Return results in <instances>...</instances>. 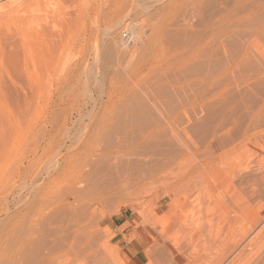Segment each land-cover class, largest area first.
Listing matches in <instances>:
<instances>
[{
	"label": "bare ground",
	"instance_id": "bare-ground-1",
	"mask_svg": "<svg viewBox=\"0 0 264 264\" xmlns=\"http://www.w3.org/2000/svg\"><path fill=\"white\" fill-rule=\"evenodd\" d=\"M97 1L95 0L94 2L93 0L92 2L96 3L95 5H99L100 3ZM99 1L102 3L101 6L99 5L101 8L95 6L96 9L99 7L100 11H96L94 16L98 15L101 19L105 18V21H108V23L105 22L106 26L104 31L107 32L105 34L109 35L108 33L114 29L115 20L117 18L116 14L122 11L123 8L128 7L130 2L134 0ZM140 1L142 2L143 0ZM140 1L137 2V4L143 5L144 2L141 3ZM165 1L159 8L154 9L155 11L152 10L153 13L150 12L151 16L156 15L157 17V15H159L157 21L155 22L154 20L155 24L150 30V35L145 41L138 39L136 42V39L134 40L138 47H136L137 49L134 48L139 51L138 55L135 53L137 57L134 55V57H136L135 61L137 60L135 62L137 66H132L134 63L133 61L132 67H129L130 69L128 70L125 69L127 72V75L126 72H124L126 77L120 79L122 80V84L120 85H123L120 90L128 93L127 95L129 97L127 96V98L130 103H127L129 102L128 100L127 102L125 101L126 107L122 106L123 108L120 107L122 108L121 110L119 108V111L113 110V112H105L104 110L97 112L98 110H94L96 105H94V107L89 105L84 109L81 107V110L79 109L76 111L75 115L61 109H57L56 111H54V109L52 111L54 114L47 117L44 122L41 131L42 136L40 135L39 139L31 144L26 165L24 166L23 163H19L16 166V175L18 179L20 178V180H23V186H19V183H21L20 181L18 183V189L15 188L17 191L15 193L12 192L14 194L10 193L12 194L11 203L15 207V210H13L14 213L10 216L12 219L13 231L11 234L12 236L9 235L12 237L9 243L6 239H3L4 242L0 241L7 246L4 248L6 255L3 253L4 255L2 254L0 256V264H78V261L73 263V261L70 262L69 259L68 261L66 260L68 263L65 261L62 262L61 256L69 254L77 256L82 251L83 254L85 253L84 251H86V253L89 252L88 256L90 255V257L95 253V257L99 254L98 256L103 258L104 256L102 255L104 254L101 255L100 252L97 254L99 248L95 250L97 248L94 247L96 244L93 243L94 239L91 238V234L94 232L93 225L95 221H97L99 212L106 204L109 205L112 201H122L129 206H135L137 209L141 207L145 208L144 217L142 219L143 224L140 225L141 228L143 226V234L140 232L142 236H140V243L145 245L144 248L146 250L143 248L144 251H147L149 255L152 253L154 256L153 260L152 255L149 257H151L153 262L154 259L157 260V264H224L230 257L228 264H264V225L256 230L258 225L261 224V220H263L262 217L258 215L256 219L254 215L250 223L246 224L244 221L245 224L238 223L239 233H237L238 231L236 230L238 227L235 226L237 222L233 223V225L235 224L233 230L237 231H234V233L239 236H233L234 233L232 231L233 234L230 236H232L231 239H233V241L230 239L231 241L229 242L231 243L228 246L223 242L226 241L223 239L226 238V235L224 236L225 233H221L223 240L221 239L222 242L219 240L220 243L217 244V247H221L222 249H219L224 251L226 250L224 245H227V251L225 253L221 250V252H215L216 250H212L213 248H211L213 246L216 248L215 243H213V245H209L210 247L208 248L211 249L210 252L214 251L215 254L214 257H212L211 254L213 252H211L210 256L211 259H213L209 260V250L208 254L205 253L203 255L201 253L204 249L199 246L202 244L201 237L205 235L207 230H218V228H215L218 223H214L212 226L214 221L212 222L211 220L213 219L210 218L211 216L209 217L207 215L208 213L211 214L208 211L210 209V203L209 206L207 205L208 203L205 205V209L209 207L207 208L208 210L206 209L208 211V213H206L207 216L204 213V217H206L208 221L210 220V226L208 227L204 224L206 220L203 219L204 222H202L199 217L195 218L188 212V207L192 203L194 204V200H199V194L206 188L205 185L207 184L208 187V185L212 186L213 183H215V173L218 175L221 165L224 166L223 159L226 158L225 156L228 154L230 155L234 150L255 140L261 133H264V121L261 122V117L259 116V111H262L261 109L264 108V61H262L264 58L261 60V58L264 57V43H262L263 45L261 44L262 38L264 37V19L262 20L257 14L264 8V0H219L220 2L216 0L214 1L217 2L216 4L213 2L214 5L212 6H215L213 9L216 11L212 20L210 19L209 21L207 19V26L205 27L206 30L207 28L209 29V31L207 30L208 32L206 31L207 35H205V31L203 34V31L198 28L203 34L200 38V33L196 32L197 35L199 34V40H202L201 44L203 45V49L201 53H199L203 56L204 60V72L203 70L202 73L197 71L196 73H199V75L195 73V76L198 75L196 78L198 79L197 88H194L195 85L193 86L191 84V80L193 79H191L190 76L189 78L191 80H189V83L188 80H186L188 78H185L183 82L180 80L181 83L180 81L178 82L177 79L179 78L178 76L185 74L179 73V71L177 72V70L180 69L177 68L176 70V64L181 61H184L185 64V62L191 58H189L191 54L188 55L186 53L187 46H190V44L188 45L189 38H191V36L189 37L186 33L188 29L186 28L188 17L186 16V20L184 19L186 23L183 21L184 25L182 26V20H179V22L181 21L180 25L178 24V20H175V24H173L174 22L171 21V19L177 17L180 7L178 8L176 0H168L166 3ZM40 2L41 0H0V69L7 68L5 64L6 61L10 59V61L13 60L11 61L13 63L12 66H14L15 61L24 65L20 67L23 66L25 73L23 76L27 77L26 79L29 78L28 80L32 78L38 79L41 76H45L47 79L50 78L49 80H51V78L54 80L57 79L58 81L73 78L76 74L80 73L81 68H83V71L85 69L84 67H86V63L84 62L89 52L92 50V44H94V29L88 28L85 23L84 15H81V17L75 15V18L73 15L71 18L68 17L69 20L65 18L66 21L64 23L62 22L63 28L61 27L63 31L61 33V30H59L61 35L58 33L60 37H62L60 38L61 41L63 40L61 46L64 50H53L55 51L53 52L49 49V51H52L49 53L51 54L50 56L53 57L54 61L55 59H60L63 55H66L64 54L65 50L74 47L81 41V38L85 42L87 48L89 47V51H85L86 54L80 53L78 56H73L71 54L73 57H71V61H69L70 64L68 63L69 66L61 67L60 65V67L57 68L53 66V70L51 68L52 71L47 67L49 66L48 62L45 63L47 66L44 65L43 61L46 58L42 56L41 58L43 59L41 60L40 58L39 61V58H37L39 62H34V66L38 64V66L42 67V65H44V70H42L44 72L41 73L42 71H36L37 69L40 70V67H36V70H30L29 67H31V64L28 60L31 59L32 55V38L27 35V31L31 28V24H33L31 20L34 17L30 19L29 15L33 11L28 13L27 10L29 8L32 10V8H34L33 6ZM87 2L90 8L93 3H91L90 0ZM131 5L132 3L130 6ZM141 5L140 9L144 8L145 5L143 7ZM159 5L160 4L156 5L154 8ZM206 5L209 7L208 4ZM206 5L203 4L202 6ZM134 8L136 7L134 6ZM149 8L153 9V7ZM25 11L29 14L28 16L24 14L26 13ZM142 11L143 9H141V12ZM208 11L211 12L210 10ZM191 16H193V14ZM156 17L153 16L155 19ZM78 18L82 21L80 23L78 22L81 25L77 27L78 23L76 21ZM87 19L86 16V21L89 20ZM176 23L178 26L172 29L173 26L177 25ZM150 24L152 23L150 22ZM10 26H12L14 30L9 33L8 29ZM6 30H8L7 33ZM11 30L12 29H10V31ZM45 30H47V28ZM173 30H176V32H173ZM83 31L85 33L81 35ZM51 32L49 30V33ZM111 33L113 34V32ZM36 35H38V33ZM51 35L53 36V34ZM53 37L55 38V36ZM138 37L141 38L140 35ZM176 42L182 44H177ZM125 44L127 45L126 40L121 46L118 44V47L123 48L126 46ZM59 45L58 43L56 47ZM175 45H178L177 48L182 47V51L179 49V52H181V54L183 53L182 55H177L176 50L178 51V49H175ZM107 46L109 51V54L108 51L106 52L108 55L107 57H110L113 50L110 52L109 49L112 48V45L110 44V48L109 45ZM50 47L52 48L53 46ZM94 47L95 46H93V48ZM122 48L121 50L119 49L121 52L123 51ZM46 50L47 49H45V51ZM114 50L116 51L118 49ZM34 57L36 58L37 56ZM38 57H40V55ZM47 59L49 60L50 57ZM123 59L126 60V58ZM51 60L52 58L49 61L51 62ZM27 61L30 66L27 64ZM54 61L52 60L51 65H54L52 64ZM31 63L33 64V61ZM181 64L183 65L182 62ZM27 65L29 66L28 68ZM14 67L17 68L16 64ZM23 69L21 70L19 68V73L20 70L23 71ZM191 70L193 69L191 68ZM13 71L15 72L17 69L14 68ZM100 71H98L97 74ZM187 71L183 70L182 72L187 73ZM5 72L8 74L7 69ZM14 72H12V74ZM143 72L144 74L141 75ZM16 73L14 74L17 75L18 73ZM104 73L103 75L106 74ZM1 75L2 71H0V76ZM42 77L41 80H43ZM162 78L172 82L169 87L176 97V104H172L174 102L172 101L170 103L171 105L165 104L159 106L157 105L159 100L157 102L155 99L157 103L154 104V100L150 98V96L156 98V94L160 91L162 94L165 92L163 96L166 95V90H163L166 85H163V87L160 86ZM109 80V90L105 92L108 99L113 89H116L115 85H113L115 81H112L115 80V78ZM188 84L193 86L195 90H193L191 86V89H189ZM221 84L226 91L225 89L221 90ZM160 87L162 88L160 89ZM160 95L159 93L158 96ZM249 96L250 98L251 96L253 98L258 96L256 104H254L255 102L253 103V99L252 102L250 101L251 99ZM150 99L151 102L153 100V105ZM148 102L153 108H151ZM146 103H148V105ZM145 104L147 107L144 106ZM231 104H237L236 108L239 109L240 107L241 110L243 109L242 111H245L244 115H246V117L243 122L240 121L241 124L236 122L234 116L236 115L237 117V115H239L238 119H240L242 114L239 112L237 114L238 110H236V108L234 109L233 105L231 106L233 109H230L228 112L225 111ZM255 105L258 107V111L255 109ZM148 106H150L149 108L151 109H148ZM189 108H191L190 111H192V115L194 113L192 109L195 108V110L198 109L205 113V115L210 114L209 117L216 115L215 117L219 119L217 123L215 122L214 127L211 128L207 137L203 140L201 139V141H203L201 147L198 145L195 146L194 144L195 148H199L200 153L195 152L198 154H193V161H190L188 158V152L191 146L185 145V141L182 143L178 137L179 135H176L179 130L178 128V130H176V126L179 127L183 125V128L191 127L193 117ZM214 119L212 121H214ZM105 127H107V129H105ZM183 155L185 163L183 162L184 166H180L177 157ZM186 155L189 162L185 160ZM180 158L179 160L182 162L183 160ZM257 161L258 160L251 164L254 165L256 163L254 169L251 165V168L247 166L245 169L244 167L239 169L241 170L238 172L240 174L232 177V180L230 179L226 191L220 186L218 187V182H216L220 193H222L225 198H228V204H232V206H230L234 209L236 208V212H234L235 214L238 213L239 217L237 218H241V223L243 215L250 213L254 205L257 206V204H260V199L264 196V160L261 161L260 159L258 162ZM242 170L244 173H241L243 172ZM233 173L235 174V172ZM215 180L217 181L216 178ZM149 185L151 187H148ZM206 190H204L205 194L207 193ZM24 191L26 193H24ZM207 200H209V198H207ZM215 203L216 202L212 203V205H215ZM218 204L220 205L217 201V207L219 208ZM203 207L201 206V209L205 210ZM4 208H6V206ZM199 208L200 207L196 209ZM213 208H211V210L217 213L218 211H214L216 207ZM256 209L255 211L258 212V209ZM202 212L203 211H201L200 214ZM198 213L199 211L197 214ZM260 213L263 212L260 211ZM200 214L199 216L202 218V214ZM232 214L234 213L231 212L230 215ZM101 215L102 213L100 216ZM219 217L223 218V215ZM217 218L218 217H216V219ZM224 219L227 218L224 217ZM223 221L221 220L222 225L219 226V229L224 226ZM235 221L236 220L233 222ZM218 222L220 223V221ZM226 224H228L227 220ZM227 229L228 228L225 229V232ZM212 230H209L210 233L213 232ZM220 231L222 232V230H218V233H220ZM215 232L211 233L212 236L210 234L211 237L208 235H206V237H209V239L212 238ZM230 236L228 234V237ZM241 239H248V242L240 249H237L241 243ZM228 240L229 238L226 243H228ZM210 242L211 239L208 244ZM202 246L204 247V245ZM198 248L203 249H199L202 250L201 253ZM219 249L217 248V250ZM107 253L108 252L105 253V256ZM216 253L218 254L217 256ZM85 255L82 256L84 258L81 257V260H84L79 261L80 264L81 262H85V258H87ZM102 258L101 260L99 257L96 259H99L102 264L110 263L107 261V258ZM92 259L96 260L95 258ZM222 259H224V262L221 263ZM88 260L90 262L93 261H91V259ZM96 261L95 263L98 262ZM155 263L156 261L154 264Z\"/></svg>",
	"mask_w": 264,
	"mask_h": 264
},
{
	"label": "rangeland",
	"instance_id": "rangeland-1",
	"mask_svg": "<svg viewBox=\"0 0 264 264\" xmlns=\"http://www.w3.org/2000/svg\"><path fill=\"white\" fill-rule=\"evenodd\" d=\"M75 1H77V2H75ZM87 1H89V0H66V1L65 0H55V1L54 0H41L40 3H38L35 6H33L34 8H32V10H31V8H29L27 10L28 13L30 11L31 12L33 11L32 13H30V15L27 14L26 11H25L26 13H24V14H27V16L29 15L30 19H32L34 17L31 20V23H33V24H31V28H29L28 31H27V35L30 36V38H32L31 45L33 46V47L31 46V51H32V55L33 56L31 55V59L28 60V61L30 62L31 67L33 66L34 68L32 67V69H31V67H29L30 64H29L28 61H27L28 62L27 64L29 66L27 65V68L29 67L30 70H33V69L36 70L38 67H40V70L37 69L36 71L44 70V65L47 62L49 63L48 64L49 66H47V64L45 66L49 67L50 70H51V68L53 66H55V68L60 67V65H61V67L69 66L68 63H69V61H71V57H73L75 55L78 56V54H80V53H85L86 54V52L89 51V49H88L89 47L87 48L85 42L81 38V41H79L78 44H76L74 47H71V49L65 50L64 54H66V55H63V57H61L60 59H55V61H54L53 57L50 56L51 54H49L53 50L58 51V50H62L63 49L62 46H61V43L63 42V40L61 41V39H60V38H62V37H60V35H61L62 31H63L62 22L64 23L66 21V19L69 20L68 17L71 18L73 15H74V18H75V15L76 16L78 15L80 17H81V15H84L86 25L88 26V28H91L92 30L94 29L93 31L95 32V34H94L95 36H94V40H93L94 44H92V46H91L92 50H91V52H89L88 57H86V61L84 62V63H86V65H85L86 67L83 66L85 69L82 71L83 68H81L80 73L75 75L77 78L74 76L73 78H70V79L59 80L58 81L57 79L54 80L53 78H51V80H49L50 78L47 79L45 76L44 77L41 76L43 80H41V77L38 78V79L35 78L36 80L33 79V78L32 79L30 78L31 80H28L29 78L26 79L27 77L23 76L25 74L24 73V69H23L24 65L22 63H20V62L17 63L15 61L14 63L17 66V68H16V67H14L15 64H14V66H12L13 63L11 61H13V60L10 61V59L6 61L5 65H6L7 68H2V70L0 69V71H2V75H1L2 77L0 76V241H2V242H4V240L6 239L7 242L9 243L10 240H11L10 238H12L11 234H12V231H13L12 230L13 229V224H12V219H11L10 216H11L12 213H14L13 210H15L14 205H12V203H11L12 194H14L17 191L19 186H23V184H22L23 180L22 179L20 180V178L18 179V176L16 175V166L19 163H23L24 166L26 165V163H27L26 160L29 157V153H30V151H29L30 150V146H31L32 143H34L36 140L39 139L40 135L42 136V132H41L42 131V127H43L44 122L47 119V117H49L52 114H54V113H52V111L54 109H55L54 111H56L57 109H59V110L61 109V110L65 111V112H67V113L71 112V113H73V115H75L76 111H78L79 109L81 110V107H82V109H84V108H86L89 105L90 106L92 105L93 107H94V105H96L94 107V110H98L97 112H100V111H103V110L105 112H111V111L113 112V110L114 111H119L120 107H122V106L126 107L127 105H125V104H126V102L128 100V98H127V96H128L127 94L128 93L127 92H122L120 90V88H122V86H123V85H120V84H122L121 83L122 80H120V79H124L126 77L125 73H124V72H126L125 69L128 70L132 66H134V67L137 66V63L135 64V62L137 61V60L135 61V58L137 57L136 54L138 55L139 51L136 50L138 47L136 45L137 43L135 44V41L137 42L138 39H141V40L145 41V39L150 35V33H151L150 30L152 29L153 25L155 24V22L157 21V18L159 16V15H157V17H156V15L152 14L154 17H156V19L153 18V16H151V13H153L152 10L155 11L154 9H157L161 5H163L165 0H153V1H151V0L144 1L143 0L142 2L140 0H138V1L134 0L133 2H130V4L132 3L131 6L129 4L128 7L123 8L125 10L122 9V11H120V12H118L116 14L117 15L116 17L118 18V16H119V18L118 19L116 18V20H115L116 23H115L114 29L111 31V32H113V34L109 31L110 32V33H108L109 35L105 34L107 32L104 31V28L106 26V23H108V21H105V18L101 19V17L98 16V15L94 16V14H96V11H100L99 9L101 8L100 6H101L102 3L99 0L98 1L96 0L98 3H100L99 4L100 6H99L98 4L95 5L96 4V3H94L95 0H94V2H92L93 0H90L91 3H93V4H91L93 9L91 8V6H90L91 9H90L89 5L87 4L88 3ZM139 1L141 3L144 2L145 4L144 3H143V5L137 4V2H139ZM167 1L168 0H166L165 3ZM176 1H177L178 8L180 7L179 8L180 10H178L179 13H178L177 17L176 18L174 17L175 19L172 18L171 21H173L174 22L173 24H175V20H178V24L180 25L181 21L179 22V20H182V23H181V26H182V25H184V23H183L184 19L186 20V18L188 17V21L189 22L188 21H187V23H186V21H184V22L186 23V28H188L186 30V33L188 34L189 37L191 36V38H189L191 40V41L189 40V42H191V43L188 42V45L190 44L191 47L187 46V50H186V53L188 55L191 54L189 56V58L190 57L191 58L189 60H187V62H185V64H184V61H181L183 63V65L181 64V62L176 64V70H177V68L180 69V70H177V72L179 71V73H184L185 74V75L182 74V76L181 75L178 76L179 78H177V79H178V82L180 80H182V82H183L185 80V78H188V79H186V80H188V83H189V80L193 79V80H191L192 83L191 82L190 83L193 86L195 85L194 88H197L198 87V85H197L198 84V81H197L198 79H196V78L198 77L199 73H202V70L204 72V64H203L204 60H203V56L200 54L201 50L203 49V45L201 44L202 40L200 41L199 39L204 34V31L206 33L205 35H207V32L209 31V29L207 28V30H208L207 31L205 29V27L207 26V22H208L207 19L210 21V19L212 20V17H214V13H215L216 10L213 9L215 6L213 7L212 5H214L213 2L216 1V0H209L210 2L206 1V0H176ZM217 1H219V0H217ZM150 2H151V4H150ZM155 3H156V5H158V4H160V5L157 6L156 8H154L156 6ZM202 3L205 4V5L206 4L209 5L210 3H212V4H210L209 7H208L207 5L206 6H202L203 5ZM214 3L216 4L217 2H214ZM57 4H58V6H57ZM86 5H88V6L85 7ZM140 5L142 7L145 5L144 8H141V9H143L142 12H141V9H140ZM146 5H147V7H146ZM95 6H99L100 8L98 7L96 9ZM134 6L136 8H134ZM210 6H212V7H210ZM149 7H153V9L149 8ZM216 7H218V6H216ZM184 8H186V9H184ZM85 9H86V11H85ZM183 9H184V11H183ZM208 10H210L211 12H209ZM44 11L47 13V15H46V13ZM148 13L150 14V16H149ZM91 14H92V16H91ZM179 14H181V15H179ZM190 14L191 15L193 14V16H191ZM257 14L263 20L264 19L263 18L264 17V8L261 9L259 11V13H257ZM184 15H185V18H184ZM86 16L89 19V20L87 19L88 21H86ZM39 17H41V18H39ZM58 17H59V19H58ZM199 17H201V18H199ZM39 19L40 20L43 19V20L40 21ZM90 20H93V21H90ZM154 20H155V22H154ZM57 21H59V22H57ZM81 21L78 18L76 22L80 23ZM76 22H75V24H76ZM92 22L93 23L95 22V23L93 24ZM150 22L152 24H150ZM261 22H263V21H261ZM79 23L77 24V27H78V25H81ZM178 24L173 26L172 29H174V27L178 26ZM56 25H58V26H56ZM11 27L12 26L9 27V29H8L9 31L6 30V33H7V31L9 33L13 32L14 28L13 27L11 28ZM45 27L47 28V30H45L46 29ZM201 27H202V29H201ZM198 28L203 31V32L201 31L203 34L198 30ZM10 29H12V30L10 31ZM49 30H50V32L51 31L52 32L49 33ZM59 30H61V33H60ZM46 31H48V32H46ZM174 31L176 32V30H173V32ZM187 31H189V32H187ZM196 32L200 33V35L198 34L200 36V38L196 34ZM37 33H38V35H40V34L41 35L38 36V35H36ZM58 33H60V35ZM83 33H85V32L83 31L81 35H83ZM51 34H53V36H55V38ZM178 34L180 35L179 32H178ZM181 34H182V32H181ZM79 35H80V33H79ZM139 35L141 36V38L138 37ZM36 37H38V38H36ZM120 37H122L123 39H125L127 41V45L125 44L127 47L126 46L123 47V48L122 47H118V44H119V46H121L123 43H125V40H123ZM38 39H41V40H38ZM58 40H60V41H58ZM181 40H182V38H181ZM181 40H179V41H181ZM263 40H264V37L262 38V41ZM49 41H50V43L53 42V41L54 42L51 43V45H50ZM110 41H112V42H110ZM179 41H177V42H179ZM259 41H261V40H259ZM262 41H261V44L264 43V41L263 42ZM58 43L60 45L58 47H56L58 45ZM113 43H115V44H113ZM47 44L49 45V47H48ZM110 44L112 45V48L109 49V50H110V52L112 50L114 52L112 51L111 54H110V57H107L108 56L107 53H106L108 51V49H107L108 46L107 45H109V48H110ZM177 44H182V43H177ZM50 46H53V47L51 48ZM93 46H95V47L93 48ZM177 46L175 47V49L177 48ZM179 46H181V45H179ZM134 47L135 48L137 47V48L135 49ZM44 48L47 49V50L45 51ZM121 48L123 49L122 52L120 51ZM124 48H127V49H124ZM132 48H133V50H132ZM181 48L182 47H178L177 48L178 49V51L176 50L177 55H182L183 54V53L181 54V52H179V49H180V51H182ZM49 49H51L52 51L51 50L49 51ZM78 49H79V51H78ZM114 49H118V50L120 49V50L119 51L118 50L115 51ZM263 49H264V45H263ZM33 50L36 51V52H34ZM44 51L47 52V53H45ZM195 51H197V52H195ZM53 52H55V51H53ZM188 52H190V53H188ZM53 54H52V56H53ZM108 54H109V51H108ZM39 55H40V57H38ZM134 55L136 57H134ZM34 56H37V57L35 58ZM42 56L46 58L44 60L45 62L43 61V63H44V65H42L43 69H42L41 66H38V64H37V66H34V64L37 63L36 61H38V60L40 61V58ZM49 57H50V59L52 58V60L54 61L52 63L54 65H51L52 60L50 62L49 61L50 59L49 60L47 59ZM113 57L116 58V59H114ZM37 58H39V59L37 60ZM123 58H126V60L123 59ZM127 58L128 59L130 58L129 61H128ZM263 58L264 57H262L261 60ZM42 59L43 58H41V60ZM32 61H33V64L31 63ZM58 61H59V63H58ZM60 61H61V63H60ZM133 61H134V63H133ZM262 61H264V59ZM124 62H126V63H124ZM132 63H133V65H132ZM39 64H42V63H39ZM5 65H4V67H5ZM21 65H23V66L20 67ZM18 67L21 70L23 69V71L20 70V73H19V68ZM188 67H190V68H188ZM14 68L17 69V71L14 72L13 71ZM53 68H52V70H53ZM181 68L182 69L184 68L183 70H186V71L189 70V71H187V73L186 72H182L183 70ZM191 68L193 70H191ZM6 69L8 71V74L5 72ZM100 69H101V71H100ZM98 71H100V72L97 74ZM197 71L199 73H196ZM12 72H14V73L17 72L18 73V74L16 73L17 75H15L13 73L16 77L12 74ZM43 72L44 71H42L41 73H43ZM103 73L105 75H103ZM195 73L198 74V75L195 76ZM142 74H144V72L141 73V75ZM77 75H79V76H77ZM126 75H127V72H126ZM11 76H12V78H11ZM183 76H185V77H183ZM189 76H190L191 79L189 78ZM111 77H114L115 80H112L114 78H111ZM109 79H111L112 81H115V83H113V85H115V88L116 89L118 88V89L117 90L113 89L112 94H111L110 98L108 99V97H107L105 92L107 90H109V84H110V82H109L110 80ZM117 79L120 80V81H118ZM116 81H117V83H116ZM193 81H194V84H193ZM195 81H197V82H195ZM180 83H181V81H180ZM171 84H172L171 81H166L165 79L162 78V82L160 83V86L163 87V85L164 86L166 85L167 87H169V86H171ZM224 84H226V83H224ZM196 85H197V87H196ZM190 86L191 85L188 84V88L189 89H191V88L193 89V86H191V88H190ZM162 87H160V89ZM167 87L165 89L163 88V90H166V95L163 96V94L165 92L162 91V92H164L162 94L161 91H160V92H158V94L159 93L161 94L160 96H158V94H156L157 95L156 98H153V97L150 96V98L154 100V102L152 100V102L154 104H156L158 102V100H159V102L157 103V105H159V106L165 105V104L171 105L170 103L172 101H174L172 104H176V101H175L176 97L173 94V91L171 90L170 87L169 88H167ZM220 88H221V90L225 89V88L223 89V85L222 84H221ZM32 90H34V91H32ZM193 90H195V89H193ZM225 91H226V89H225ZM44 92H46V93H44ZM102 93H103V95H102ZM124 94H126V95H124ZM99 97H101V98H99ZM249 98H250V96H249ZM254 98H256V99H254ZM254 98L251 96V98H250L251 100L250 101L252 102L254 100L253 103L255 102L254 104H256L258 96L254 97ZM93 99L94 100L97 99V100L94 101ZM151 99H150V102H151ZM155 99L157 100V102H156ZM166 99H167V102L169 101L168 103L166 102ZM91 100L93 101L94 104L92 103ZM160 100H162V101H160ZM152 102H151V104H152ZM127 103L129 104L130 101L127 102ZM148 103H146V104L148 105ZM85 104H86V106H85ZM146 104L144 105L145 107H147ZM151 104L149 103L150 106H151ZM232 105L234 106V109L237 107V104L236 105L231 104L228 107L229 109L227 108V109H225V111L228 112L230 109H233L231 107ZM150 106H148V109L153 108L152 106H151V108H149ZM154 106H156V105H154ZM122 108H120V110ZM190 109L191 108H189V111H190ZM239 109H240V107H239ZM239 109L236 108V110H238L237 114H238V112L240 114H242L240 116V119H238L239 115H237V117L235 115L234 117H235L236 122H239L241 124V122H243V120L246 117V115H244L245 111H242L243 109L242 110L240 109V111H239ZM255 109L256 110L258 109V107L256 105H255ZM192 110H194L193 111L194 113L192 115V111H190L191 115L193 117L192 118V122H191V127L183 128V125H180L181 127L180 126L179 127L176 126V130L179 129L177 131L176 135L177 134L179 135V136L178 135L177 136L179 137L180 141H182V143H183V141H185V143H184L185 145H189V147L191 146L190 149H189L190 151L188 152L189 153L188 154V158L190 159V161H193V159H194V155L193 154H198V153H195V152H199L200 153L199 148H195L194 144H195V146L198 145L199 147H201V145L203 144L202 143L203 141H201V139L203 140L205 137H207V135L209 134L211 128L214 127L215 122L217 123L219 121L218 117H215L216 115L209 117L210 114L205 115V113H203L202 111H200L198 109L195 110V108H193ZM261 110L263 111L264 108L261 109ZM262 111H259V116L261 117L260 118L261 122L264 121V119H263L264 111L263 112ZM223 114H225V113H223ZM214 118H216V119H214ZM213 119H214V121H212ZM215 120H217V121H215ZM239 123H238V125H239ZM105 129H107V127H105ZM180 157H182V158H180ZM183 157H184V155L183 156H178L177 157L178 160L176 159L180 163V166L181 165L184 166V164H183V162H184L183 159L184 158ZM225 157L226 158L223 159L224 166L221 165L220 172L218 173L219 176L217 175V173H215L216 174L215 177H214L215 183H213L212 186L208 185V187H207V184H206L205 185L206 188L203 189V191L201 190L204 193H202L200 191L202 194L201 193L199 194V197H200L199 200L203 204L200 203L199 200L198 201L194 200L195 201V202L193 201L194 204L192 203L188 207L189 208L188 212H189V214L191 216H193L195 218L199 217L202 222H204V220H206V222L204 223L205 225H207L206 227L210 226L209 225L210 224V220L208 221L206 219V217H204V216L209 211L211 214L208 213L207 215L209 217L211 216L210 218L213 219V220H211L212 222L214 221L213 224L211 222L212 226L214 225V223L215 224L218 223L215 226V228L216 229L218 228V230H222V232L220 231V233H218V230L209 229V230H212L213 232L217 231V232H215V234H213L214 236L212 238H210L211 242L209 244H208V242L210 241L209 237L212 236L211 233H213V232L210 233V231L207 230L209 232V234L206 231L205 235H203V237H201L202 238L201 239L202 244L199 247H202L204 250L202 248H198V250L202 249L203 251L199 250V252L201 253V251H202L201 254H203V255L205 253L208 254V250H209V254H208L209 257L207 256L209 258V260L213 259V258L211 259V256L214 257L215 252H217V251L219 252L222 249L221 247H217V244L220 243L219 240L221 241V239L223 237V236H221V233L222 234L225 233L224 236L226 235V238L228 237V234L230 236V235H232L234 233L235 230H233V227H234L235 224L233 225V223L237 222L235 226H237L238 228L237 229L235 228V229L238 231L239 230L238 223L239 224H243L244 222L246 224L250 223L252 218H254V217L256 218L259 215L260 217L263 218V220H261V224L258 225L256 230L260 229L261 226L264 225V196H263L262 199H260V204H257V206L254 205L253 210L250 213L243 215L242 223H241L240 222L241 218H237V217H239L238 213L235 214V212H236L235 209L236 208L234 209L233 207H231L232 204H228V201H229L228 198L227 197L225 198V196H223V194L220 193V190H219V188H217V185H216V182H218V187L220 186L221 188L224 189V191H226V188H227V185H228L230 179L232 177H234L235 175L240 174V173H238L239 171H241L239 169H242L243 167L245 169V168H247V166H248V168H251V166H253L252 168L254 169V167L256 166V163L254 165H251V164H253L254 161H256V160L259 161L260 159H261V161L264 160V133H261L255 140L242 145L240 148L234 150L233 152H231L230 155L228 154ZM179 158L182 159L183 161L181 162V160H179ZM188 158H187V155H186L185 160L188 161L189 160ZM225 163H227V164H225ZM233 172H235V174ZM241 173H244V171L241 172ZM231 175H233V176H231ZM205 178H206V175H205ZM215 178L217 179V181L215 180ZM20 181H21V183H19ZM209 182H210V180H209ZM18 183H19V186H18ZM206 183H207V181H206ZM148 187H151V186L149 185ZM15 188H17V189L15 190ZM204 190H206V192H207L206 194H205ZM12 192H14V193H12ZM10 193H12V194H10ZM24 193H26V192L24 191ZM203 196H205V197H203ZM217 196H219V197H217ZM207 198H209V200H207ZM215 198H216V200H215ZM196 201H197V203H196ZM217 201L220 203V205L218 204L219 208L217 207ZM220 201H222L223 203L220 202ZM214 202H216L215 203L216 206L212 205V203H214ZM111 203H109V205L106 204L105 205L106 208L104 206V208L101 209V211L99 212V215L97 216V221H95V223L93 225V228H94L93 231L94 232H92L91 238L94 239L93 243H95L96 245H94V244L93 245L97 249H95L94 247L93 248L95 250H98V248H99V250H100V251L98 250L97 254L99 252H100L101 255L104 254L102 256L107 258L108 260L107 259L106 260L108 262H110L111 264H154L155 261H156L155 264H157V260L154 259V262L152 261L153 258H154L152 253H150V255H149V253L147 251H144L145 245L140 243V241H141L140 240V236H141L140 232H141V234H143V226L141 228L140 225L143 224L142 223L143 222L142 219L144 217L145 208L141 207V208L137 209L135 206H129L128 204H126L125 202H122V201L121 202H118V201L115 202L114 201L112 204ZM209 203H210V209L208 210L207 208H209V207L206 206L207 207L206 209L208 210L207 211L205 209V205L207 204L209 206ZM203 205H204V207H203ZM211 205H212V207H211ZM5 206H6V208H4ZM201 206L205 210L201 209ZM198 207H200V208L196 209ZM213 207H216V210H214V211H216V212L218 211L217 213H214L213 210H211V208H213ZM255 207L258 209L259 213L257 211H255V209H256ZM8 209H10V210H8ZM213 209H215V208H213ZM259 210L262 211L263 213H260ZM198 211H199V213L197 214ZM201 211H203L201 213L202 214V218L199 216ZM231 212L234 213V214L230 215ZM101 213H102V215L100 216ZM204 213H205V215H204ZM214 214H215V216H214ZM141 215H142V217H141ZM216 215H218V216H216ZM222 215H223V218L219 217V216H222ZM252 216H254V217H252ZM209 217H208V219H209ZM216 217H218L219 220H218V218L216 219ZM224 217L227 218V219H224ZM223 219H224V221H223ZM221 220L224 222L223 224H224L225 227L222 226V228L219 229V226L222 225L221 224L222 223ZM226 220H227L228 224H226ZM234 220H236V221L233 222ZM218 221H220V223ZM2 223H4V224H2ZM206 223H208V224H206ZM227 225H228V227H227ZM230 227H231L232 230L230 229ZM226 228H228V229L225 232ZM232 231H233V233H232ZM237 231H235V232H237ZM237 233H239V231ZM210 234H211V236H210ZM234 234H233V236H237L236 234L235 235ZM7 235H8V237H7ZM9 235H11V236H9ZM206 235H208L209 237H206ZM219 236H220V238H219ZM217 238H219V239H217ZM226 238H223V239H225L227 241V239L229 238L228 243H226V241H223V242L229 246V244L231 243L229 241H231V240L233 241V239H231L232 236L228 237L227 239ZM208 239H209V241H208ZM247 240L248 239H245V240L241 239L240 240V242H241L240 245L237 243L239 245L237 247V249H240L241 247H243L248 242ZM213 243H215L216 248L214 246L211 247V248H213L212 250H216V251L215 252L211 251V252H213L211 254V252H210L211 249H209L208 247L212 246ZM202 245H204V247ZM227 245H224L226 250H224V251L221 250L224 253L227 251V248H228ZM103 246L105 247V249L107 251L104 249ZM5 247H7L6 244L0 242V256L3 253L5 254V252H4V248ZM217 248L218 249L221 248V249L217 250ZM84 252L86 253V251H84ZM106 252H108V253L105 256ZM85 253L83 254V251H82L77 256H72V254H69V255H66V256L63 255V256H61V259H62L61 261L62 262L65 261L66 263H68L67 261L69 259L70 262L73 261V263H76L78 261V264H80L79 261L84 260V259L81 260V257L84 256ZM88 253L89 252L86 253L85 257H87L88 259H91V261L93 260L92 258L96 259V258L99 257L100 260L102 258V257L98 256L99 254L97 255V257H95L94 256L95 253H94V255L92 257H90V255L88 256ZM217 253H216V256L218 255ZM210 254H211V256H210ZM107 255H109L110 257L107 256ZM151 255L153 256L152 260H151V257H149ZM82 258H84V257H82ZM87 258H85V262H84L86 264H88V262H89V264H91V263L92 264H100L101 263L99 259H96L98 262L96 260H93L94 261V263H93V261L90 262ZM224 259L221 260V263L224 262ZM229 259L227 261H225L224 264H228ZM86 260H87V262H86ZM95 261L97 263H95ZM84 263L81 262V264H84ZM110 263H108V264H110Z\"/></svg>",
	"mask_w": 264,
	"mask_h": 264
}]
</instances>
